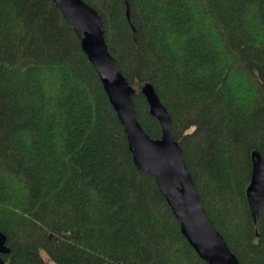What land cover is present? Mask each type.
Here are the masks:
<instances>
[{
  "label": "trees",
  "instance_id": "trees-1",
  "mask_svg": "<svg viewBox=\"0 0 264 264\" xmlns=\"http://www.w3.org/2000/svg\"><path fill=\"white\" fill-rule=\"evenodd\" d=\"M160 137L150 84L200 204L238 264H264V0H81ZM127 13V17H126ZM0 233L3 264H205L185 241L126 138L78 38L51 0H0Z\"/></svg>",
  "mask_w": 264,
  "mask_h": 264
},
{
  "label": "water",
  "instance_id": "water-1",
  "mask_svg": "<svg viewBox=\"0 0 264 264\" xmlns=\"http://www.w3.org/2000/svg\"><path fill=\"white\" fill-rule=\"evenodd\" d=\"M51 2L71 26L81 51L96 72L107 100L122 126L134 167L152 178L178 222L185 241L205 264H238L200 204L181 151L172 138L169 116L152 86L145 83L139 92L148 106V114L159 125L158 139L148 137L136 120L131 101L133 91L107 51L102 22L97 12L81 0ZM250 160L251 171L245 188V200L252 223H255L264 197V163L256 151L251 152ZM7 253L5 236L0 233V255ZM0 264H3L1 259Z\"/></svg>",
  "mask_w": 264,
  "mask_h": 264
}]
</instances>
